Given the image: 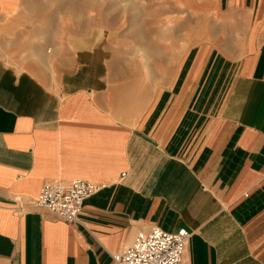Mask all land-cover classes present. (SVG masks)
I'll use <instances>...</instances> for the list:
<instances>
[{"label":"crops","instance_id":"1","mask_svg":"<svg viewBox=\"0 0 264 264\" xmlns=\"http://www.w3.org/2000/svg\"><path fill=\"white\" fill-rule=\"evenodd\" d=\"M77 3L0 0V264H114L155 227L189 264H264V0L223 1L175 70L124 67ZM75 180L80 222L35 206Z\"/></svg>","mask_w":264,"mask_h":264},{"label":"rangeland","instance_id":"2","mask_svg":"<svg viewBox=\"0 0 264 264\" xmlns=\"http://www.w3.org/2000/svg\"><path fill=\"white\" fill-rule=\"evenodd\" d=\"M4 1L10 4L13 0ZM77 1L78 5H91L95 17L83 16L86 9L79 6L74 12L75 19L78 22L86 20L87 25L98 21L106 27L112 51L127 58L126 68L177 69L187 52L216 35L221 17L227 16L220 12L225 0ZM138 38L141 40L140 51L150 53V62L143 55L144 60H139L140 57L132 59L136 53L134 49L138 47L135 39Z\"/></svg>","mask_w":264,"mask_h":264},{"label":"built area","instance_id":"3","mask_svg":"<svg viewBox=\"0 0 264 264\" xmlns=\"http://www.w3.org/2000/svg\"><path fill=\"white\" fill-rule=\"evenodd\" d=\"M99 190L85 180L54 181L43 186L35 206L75 224L80 222L85 202ZM191 238L192 233L185 229L172 233L155 227L139 232L131 246L111 256L114 264H189L185 256Z\"/></svg>","mask_w":264,"mask_h":264},{"label":"bare ground","instance_id":"4","mask_svg":"<svg viewBox=\"0 0 264 264\" xmlns=\"http://www.w3.org/2000/svg\"><path fill=\"white\" fill-rule=\"evenodd\" d=\"M73 13H74V12H73ZM73 13H72V14H73ZM91 18H92V17H91ZM45 54H46V53H45ZM37 55H39V54H37ZM44 60H45V59H44ZM52 73H53V72H52ZM52 75H53V74H52ZM54 77H55V76H54ZM52 78H53V77H52ZM52 80H53V79H52ZM137 112H138V111H137ZM134 116H135V115H134Z\"/></svg>","mask_w":264,"mask_h":264}]
</instances>
